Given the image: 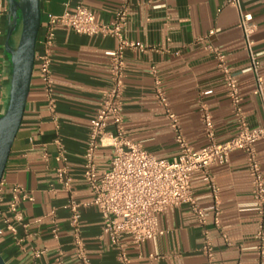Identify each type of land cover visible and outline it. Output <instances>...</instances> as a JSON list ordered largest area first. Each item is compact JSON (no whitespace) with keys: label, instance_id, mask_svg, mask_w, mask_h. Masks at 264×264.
Returning a JSON list of instances; mask_svg holds the SVG:
<instances>
[{"label":"crops","instance_id":"0c3cea01","mask_svg":"<svg viewBox=\"0 0 264 264\" xmlns=\"http://www.w3.org/2000/svg\"><path fill=\"white\" fill-rule=\"evenodd\" d=\"M227 0H40L41 29L36 54L51 16L73 11L83 3L99 22L110 23L116 12L128 5L124 37L141 42L147 51L128 50L123 97V130L132 141L160 159L179 155L171 121L158 100V90L167 98L170 110L178 117L187 142L202 149L209 141L201 114L207 107L215 139L226 142L237 133V121L225 87L224 75L211 49L226 55L238 79L241 107L250 128L264 125V96L255 94L257 80L249 71L251 61L245 36L240 28L241 14L253 15L257 26L253 49L260 54L259 75L264 88V0H240V8ZM9 0H0L1 37L0 117L6 112L12 79V65L5 52ZM12 45V44H11ZM118 42L113 37L85 36L58 27L51 66L53 77L51 107L38 64L20 130L14 141L2 179L5 201L0 206L8 215V200L14 185H22L31 201L22 202L24 225L18 226L17 245L8 231L0 235V253L6 264H84L77 256L75 230L65 206L75 201L82 206L79 233L89 264H118L116 249L102 236L100 209L91 204L93 196L85 178V149L88 133L104 94L111 87L109 52ZM16 48L15 45H12ZM156 73H152V69ZM109 131L112 127L108 128ZM264 174V140L256 144ZM60 158V160L58 159ZM112 159L111 148L98 151V174ZM66 168L70 190L59 183L57 170ZM209 172L216 181L221 209V227L212 222L214 199L197 172L191 183L201 207L208 210L206 231L212 242L216 264H264V240L258 236L264 220L253 210V186L243 151L231 154L226 165H212ZM164 233L136 249L129 236L131 264H208L202 251L204 229L189 206L171 208L158 216ZM58 227V236L54 229ZM264 234V232H263ZM45 254L34 258V252Z\"/></svg>","mask_w":264,"mask_h":264},{"label":"built area","instance_id":"2783aa9c","mask_svg":"<svg viewBox=\"0 0 264 264\" xmlns=\"http://www.w3.org/2000/svg\"><path fill=\"white\" fill-rule=\"evenodd\" d=\"M227 5L240 8V0H227ZM129 14L128 5L121 7L110 23L99 22L93 12L83 3H78L73 11H66L61 15L51 16L41 41L42 51L36 54V63L41 74L42 83L51 107L53 77L51 66L56 40V29L63 27L79 35L113 37L118 45L109 52L111 87L104 94L102 105L98 109L91 124L87 146L85 149L84 178L93 199L91 204L98 207L102 216V236L108 237L116 249L118 264H131L128 255V245L121 242L124 236H129L131 244L140 249L142 244L154 240L164 232L159 229L158 216L171 208L184 205L190 207L197 218V222L204 229L205 242L202 251L207 257L208 264H216V256L212 242L208 237V210L201 207L191 187L193 176L197 172H204V182L207 184L214 199L211 208L213 224L221 227V209L218 197L217 184L209 172L212 165H226L231 154L241 150L245 154L249 174L253 186V210L257 211L264 220V174L258 161L256 144L264 140V125L250 128L243 109L239 93L238 79L232 73L227 63L226 55L218 49H211L218 61V66L224 75L225 87L231 101L233 113L237 121V133L232 139L219 143L215 139L214 123L208 108L202 109L201 119L208 138V145L202 149H194L187 142L178 117L170 110L164 93L158 90L157 97L171 121L174 139L179 146V155L173 160L160 159L145 151L140 144L129 139L123 130V97L125 91V54L128 50L145 52L147 46L141 42H132L124 37V29ZM240 28L242 29L246 51L250 58L249 71L254 72L257 80L255 94L264 96L263 79L259 75L260 54L253 49V34L257 30L253 15L241 14ZM3 31L0 29V44ZM2 57L0 47V59ZM152 73L156 70L153 68ZM112 127L109 131L108 128ZM101 148L112 149V159L109 169L102 175L98 174L97 156ZM60 160V158H58ZM57 177L66 190H70L71 180L67 169L57 170ZM3 182L0 183V206L5 201ZM33 200L27 190L20 184L11 189L8 200V215H2L3 230L8 231L17 245L19 239L18 226L24 225L20 209L22 202ZM82 206L71 201L65 206L71 216V224L75 230L77 256L84 263L89 264L84 244L80 237L79 226L81 221L80 209ZM26 226V225H24ZM58 227L53 231L58 236ZM264 225L260 226L259 238L264 240ZM45 254L44 250L34 252V258L39 259Z\"/></svg>","mask_w":264,"mask_h":264},{"label":"water","instance_id":"95a60500","mask_svg":"<svg viewBox=\"0 0 264 264\" xmlns=\"http://www.w3.org/2000/svg\"><path fill=\"white\" fill-rule=\"evenodd\" d=\"M21 24L16 48L11 38ZM41 29L40 0H9L5 52L12 65L10 98L6 112L0 117V183L20 130L36 63V48ZM0 264H6L0 253Z\"/></svg>","mask_w":264,"mask_h":264},{"label":"rangeland","instance_id":"374dc122","mask_svg":"<svg viewBox=\"0 0 264 264\" xmlns=\"http://www.w3.org/2000/svg\"><path fill=\"white\" fill-rule=\"evenodd\" d=\"M20 36H21V24H19L17 30L14 32V34L11 38V44L15 45V47H17V45L19 43Z\"/></svg>","mask_w":264,"mask_h":264}]
</instances>
